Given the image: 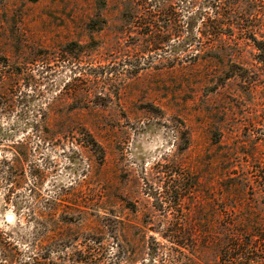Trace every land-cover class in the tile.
<instances>
[{
  "label": "rangeland",
  "instance_id": "obj_1",
  "mask_svg": "<svg viewBox=\"0 0 264 264\" xmlns=\"http://www.w3.org/2000/svg\"><path fill=\"white\" fill-rule=\"evenodd\" d=\"M193 1L0 0V264H160L148 243L167 218L215 236L264 222L247 163L264 84L241 77L256 51L188 25Z\"/></svg>",
  "mask_w": 264,
  "mask_h": 264
},
{
  "label": "trees",
  "instance_id": "obj_2",
  "mask_svg": "<svg viewBox=\"0 0 264 264\" xmlns=\"http://www.w3.org/2000/svg\"><path fill=\"white\" fill-rule=\"evenodd\" d=\"M162 1L166 2L167 0ZM231 1V3H227V0H225V3H222L223 1L221 0H203L200 4L203 14L198 17L191 14L188 18V25H193L194 22L202 18L204 25L209 29V31H206L204 28V32H201L203 36L219 37L223 34L222 27L228 29V33H231L230 36L237 35L236 32L244 35V39L252 44L256 55L254 57L255 64L247 68V70H242L243 74L241 73V77L247 75V84L253 89L258 86L257 83L264 84V20H262L264 19V0H248L245 4L242 1L247 0ZM193 2V0H190V4L196 5ZM247 3L249 5L248 8ZM131 9L130 4L129 10L133 13ZM205 9L212 11L210 16H208ZM239 10L246 12L235 15ZM231 14L235 15L236 20L234 22L232 21L233 19L230 21L228 18ZM194 39V37L190 36L186 41V45L191 44ZM256 76L259 77V80H256ZM75 92L79 93L80 91L77 90ZM81 130L88 137H91L86 129L82 128ZM260 133L264 138V129L260 130ZM257 141L255 139L249 140V147L247 148V160H249L247 163L250 164V174H253L252 177H254L253 182L249 184L252 196L249 200L254 202L253 199H258L256 203L264 211V153L262 157L255 155L258 146ZM211 142L212 145L219 146L218 131L213 132ZM180 179L185 186L188 178L181 177ZM233 180V182L236 181V179ZM5 181L9 182L10 180L6 178ZM232 187L242 188L241 184L238 183L226 184L223 188L227 191ZM182 191L183 189L177 188L169 192L174 207L180 206L185 199V194ZM257 221L253 217H247V220L244 219L245 223L242 228H239L236 233L229 234L225 230L220 232L219 236H215L205 234L207 233L205 231H203V235H198L196 230L190 229L186 224L174 223L167 218L165 220V228H161V226L152 228L151 231L157 237L153 235L149 237L148 255L153 262L160 264L161 262H167L168 264H193L191 257H195L194 253L197 247L200 246V248L205 249L209 246H214L218 250L217 264L264 263V222L259 224ZM111 234L115 236V229L111 231ZM158 238L163 240V242L158 241Z\"/></svg>",
  "mask_w": 264,
  "mask_h": 264
},
{
  "label": "water",
  "instance_id": "obj_3",
  "mask_svg": "<svg viewBox=\"0 0 264 264\" xmlns=\"http://www.w3.org/2000/svg\"><path fill=\"white\" fill-rule=\"evenodd\" d=\"M7 219H11V218H7ZM4 220L6 221V218L4 217Z\"/></svg>",
  "mask_w": 264,
  "mask_h": 264
}]
</instances>
